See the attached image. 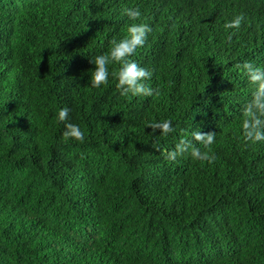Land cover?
<instances>
[{
  "label": "trees",
  "instance_id": "trees-1",
  "mask_svg": "<svg viewBox=\"0 0 264 264\" xmlns=\"http://www.w3.org/2000/svg\"><path fill=\"white\" fill-rule=\"evenodd\" d=\"M133 23L151 95L124 94L119 62L92 86ZM245 62L264 68V0H0V264H264Z\"/></svg>",
  "mask_w": 264,
  "mask_h": 264
},
{
  "label": "clouds",
  "instance_id": "clouds-1",
  "mask_svg": "<svg viewBox=\"0 0 264 264\" xmlns=\"http://www.w3.org/2000/svg\"><path fill=\"white\" fill-rule=\"evenodd\" d=\"M126 15L135 21L141 17V12L139 9H128ZM242 21L243 16H237L231 22L225 24L224 27L225 29L238 30ZM150 31L151 28L145 23H133L128 28L127 35L113 43L109 55L97 58L95 62L96 70L92 73V86L99 87L103 84H107L109 80V69L107 65L119 62L121 67L115 75L118 77L119 86H127L124 94L127 95L131 93L133 96H139L146 93L151 95V92H149L142 83L138 82L145 78H150L152 73L138 67L136 63L128 61V58L132 56L138 48L145 44ZM243 68L245 69L250 84L255 87L253 99L245 109V119L242 123L244 137L247 141L253 143L264 141V68H254V66L248 62L244 63ZM68 117L69 110L66 107L58 112L57 119L59 122L65 124ZM150 126L154 129H162L164 134L171 131L170 121L155 123ZM84 135L79 125L66 123V131L63 133L65 139L71 138L83 142ZM195 139L204 140L205 137L195 134ZM206 139L209 144L213 143V137L211 135L207 136ZM195 155L201 160L210 159L207 153L201 156L199 152H196ZM174 158L175 154L172 156V159Z\"/></svg>",
  "mask_w": 264,
  "mask_h": 264
}]
</instances>
